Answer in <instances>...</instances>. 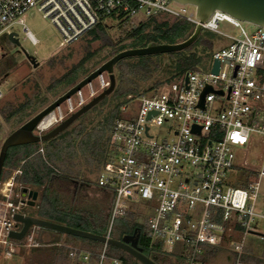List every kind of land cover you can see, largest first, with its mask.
Segmentation results:
<instances>
[{
  "label": "built area",
  "instance_id": "1",
  "mask_svg": "<svg viewBox=\"0 0 264 264\" xmlns=\"http://www.w3.org/2000/svg\"><path fill=\"white\" fill-rule=\"evenodd\" d=\"M171 2L178 4L172 0H0V35L15 34L11 26L21 25L26 39L36 45L22 18L33 10L56 28L60 47L78 41L101 20L120 13L198 23L195 11L185 8L188 5L178 4L177 9ZM223 22L240 28L239 36L222 34L218 28ZM241 22L215 10L202 24V31L231 41L212 54L209 68L202 71L199 65L157 91L138 95L135 112L113 122L110 144L115 158L104 164L95 179L98 186H108L114 194L106 237L116 217L141 204L151 214L139 224L166 251L186 246L189 264H198L195 259L203 246L224 241L232 264H247L242 260L246 236L257 232V222L263 221L264 226V215L256 211L257 197L261 192L264 195V28L251 24L256 30L248 34ZM215 60L219 63L216 74L212 73ZM99 83L104 89L108 77L101 75ZM207 87L211 91L204 93ZM202 94L203 108L199 107ZM2 97L0 87V101ZM80 100L78 106L83 105ZM253 136H260L263 145L257 167L236 153L249 146ZM20 173L13 172L0 188V249L6 257L17 253L20 246H39L38 227L30 228L21 244L8 236L21 227L13 219L25 206L21 191L14 190V178ZM62 247L73 263L120 264L107 255L106 244L98 254Z\"/></svg>",
  "mask_w": 264,
  "mask_h": 264
},
{
  "label": "trees",
  "instance_id": "2",
  "mask_svg": "<svg viewBox=\"0 0 264 264\" xmlns=\"http://www.w3.org/2000/svg\"><path fill=\"white\" fill-rule=\"evenodd\" d=\"M109 19L114 20L115 28L123 32V36L105 60L122 50L144 47L149 43L182 42L193 33L195 27L191 22L178 18L149 17L134 22L132 17L120 13L112 15ZM106 20H101L83 37L88 38V42L101 40L108 28ZM210 48L211 42L199 35L194 43L181 51L121 59L114 65L116 84L110 94V98L117 102L97 125L87 130L84 125L76 124L48 141L9 147L4 158L0 182L20 170L21 173L14 178V190L20 192L25 188L37 192L34 206H22L24 210L20 212L105 236L110 224L113 190L108 186H98L95 180L86 179L78 169L80 162H84L91 169L96 168L98 173L104 164L112 161L115 151L110 144V129L116 119H122V110L129 101L140 94L157 91L160 86L196 69ZM96 53L97 51L86 53L52 82L48 87L49 91L59 87H71L86 76L89 70H86L85 65ZM163 59L169 62L162 64ZM153 71L164 74L163 79H158L141 89V83L148 81ZM34 99L27 98L17 106H3L0 108V117L8 124H15L17 128L45 104L43 99ZM105 99L106 97L98 104L104 103ZM94 108L95 106L91 109ZM89 193L90 199L87 195ZM137 216L138 209H131L116 217L110 227L109 237L121 240L126 235L136 234L138 249L156 264H189L186 246H178L172 252L166 251L160 240L151 239L147 227L137 222ZM39 231L48 233L49 241L43 242L37 237L38 247L20 248L18 254L20 253L23 264H65V255L62 252L64 249L58 246L60 242L95 254L102 250L103 244L99 242L44 228H39ZM11 241L21 244L17 240ZM252 247L253 244H246L242 260L247 264H264V243L257 255L252 251ZM221 249H227L224 241L218 246H203L202 254L195 260L198 264H206ZM106 253L116 258L120 264H139L118 248L107 246ZM94 259L92 256L91 260Z\"/></svg>",
  "mask_w": 264,
  "mask_h": 264
},
{
  "label": "rangeland",
  "instance_id": "3",
  "mask_svg": "<svg viewBox=\"0 0 264 264\" xmlns=\"http://www.w3.org/2000/svg\"><path fill=\"white\" fill-rule=\"evenodd\" d=\"M170 6L177 9L180 7L173 2L170 3ZM185 8L188 12L194 10L190 5ZM22 18L27 29L36 38L37 44L32 45L29 40L26 39L22 30L23 26L21 25H13L10 28V30L17 35L18 44H12L5 33L0 35V54L4 55L3 61L0 62V69L6 71L5 76H0V87L3 92V97L0 101V108L6 105L17 106L27 98L34 97L35 99L38 98V100H45V104L38 108L37 112H39L70 88L59 87L53 91H49L48 87L55 79L59 78L71 66L76 64L86 53L97 51L96 55L85 65L86 70H89V74L106 61L105 58L108 57L111 49L118 44L120 37L123 36V32H120L115 28L114 20L107 19L106 23L108 24V28L106 34L102 36L101 40L88 42V38L83 37L70 45L60 47L58 44L61 38L58 31L49 20L42 18L41 13L33 10L22 16ZM141 19V15H137L133 18L134 22H138ZM241 26L248 34L256 30L255 26L246 22H241ZM218 29L222 34L229 37H237L240 34V28L227 22L220 23ZM200 36L211 42V48L209 52H207V55L204 54L199 66L202 71H206L209 68L208 66L211 62L212 54L221 46L227 45L231 40L229 37L215 35L205 31L201 32ZM125 42L127 41H124V43ZM27 56H33L35 61L38 62V66L33 67L27 60ZM168 62L169 60L163 59L162 64H167ZM84 77L85 76L82 78ZM103 77L105 78L107 75L104 73ZM163 77L164 74L162 75L160 72L153 71L151 78L145 83H141L140 88H146L153 84L154 81L163 79ZM161 87L162 86L159 88ZM102 90L99 78L94 79L90 85L81 89L80 94L73 95L69 101L62 103L58 109L51 113L54 117L53 123L45 130L54 127L60 120L67 118L72 112L80 108V106H78L81 101L80 98L82 99L83 104H85ZM110 97L111 95H108L104 103L96 104L94 109L86 111L74 121L71 126L82 124L87 130H89L91 127L97 125V123L102 120L117 102ZM138 103L139 98L137 96L131 99L124 110H122L121 118H129V116L135 112ZM29 111H31V109H29ZM28 119L29 118H27L26 121ZM15 129V124H8L0 117V146L6 136ZM43 132L45 131H34L35 134H42ZM236 153L237 158L240 160L243 158L248 165L253 167L259 166L261 164V159L263 158L262 138L260 136H253L252 143L249 146L238 148ZM78 169L82 171L86 179L92 181L96 179L98 171L96 168L91 169L87 167L84 162H80ZM11 175L12 173L10 176ZM2 182H0V188H2ZM87 195H89L88 199H90L91 194L89 193ZM15 200L16 199L13 198V202L17 201ZM138 205L139 207L137 209L139 210L140 215L137 217V222L143 223L145 217L151 214V210L145 207L142 208L141 204ZM21 210H24V207L19 209V213H21ZM256 211L257 213L264 215L263 192L257 197ZM255 228L258 233L264 234L263 221L257 222ZM32 231H34V229H32ZM263 243L264 240L258 236L251 234L246 236V244H253L254 247H252V251H254L256 255L260 252ZM20 248L22 247L20 246L18 249ZM18 252L10 257H6L5 252L1 250L0 264H23L21 255L20 253L18 254ZM206 264H232V255L227 249H221L216 255L211 257Z\"/></svg>",
  "mask_w": 264,
  "mask_h": 264
},
{
  "label": "water",
  "instance_id": "4",
  "mask_svg": "<svg viewBox=\"0 0 264 264\" xmlns=\"http://www.w3.org/2000/svg\"><path fill=\"white\" fill-rule=\"evenodd\" d=\"M181 5H190L194 8L195 17L198 23L195 25L193 33L184 41L176 44H147L144 47L130 48L122 50L111 58L103 62L96 69L91 71L84 78L79 80L76 84L71 86L68 90L58 96L55 100L41 109L39 112L34 114L31 118L21 124L18 128L9 133L3 140L0 146V175L3 167L4 158L9 147L19 146L30 143H38L48 141L55 138L60 133L65 131L71 124L76 121L80 116H82L86 111L94 107L105 97L110 95L114 90L116 79L114 75V65L121 59L145 55H156L164 54L170 52L181 51L189 47L192 43L196 41L198 36L202 31V24L206 19L215 11L224 12L231 17L250 24H255L262 26L264 28V0H172ZM8 40L12 44H18V39L15 38V34H9ZM27 60L33 67L38 66V62L35 61L33 56H27ZM219 63L217 60L214 61L212 68V73L216 74L218 71ZM106 74L108 77V85L99 94L93 96L88 102L81 105L76 111L72 112L67 118L60 120L54 127L43 130L42 134H35V130H39V125L42 120L53 113L54 110L58 109L60 105L66 101H69L71 97L81 89L96 79L101 75ZM211 89L207 87L204 91L210 92ZM221 92H219L220 94ZM203 96H201V101L199 107L203 108ZM41 131V130H39ZM193 131L199 132V128L194 127ZM22 196L25 197V205L33 207L37 199V192L31 191L23 188L21 190ZM13 219L21 225L18 231H10L9 238L13 240L20 241L24 238L27 231L32 227L44 228L48 230H53L60 232L62 234H68L101 244H106L107 246H112L118 248L119 250L125 252L130 257L133 258L139 264H156L148 256L144 255L137 247V235H126L121 240H117L111 237L100 236L90 232L81 231L74 229L65 225L53 223L46 221L34 216L15 213ZM249 234L264 238V235L255 231H250Z\"/></svg>",
  "mask_w": 264,
  "mask_h": 264
},
{
  "label": "crops",
  "instance_id": "5",
  "mask_svg": "<svg viewBox=\"0 0 264 264\" xmlns=\"http://www.w3.org/2000/svg\"><path fill=\"white\" fill-rule=\"evenodd\" d=\"M40 237V239L43 241V242H48L49 241V234L48 233H45V232H38V238ZM60 244V245H59ZM58 246L63 248L64 250L62 251L63 254L65 255V264H80V263H73L71 262L68 257H67V254H66V250L64 247L62 246H71V245H67V244H64L63 242H60L58 243ZM74 247V246H72ZM76 247V246H75ZM78 248V247H76Z\"/></svg>",
  "mask_w": 264,
  "mask_h": 264
},
{
  "label": "bare ground",
  "instance_id": "6",
  "mask_svg": "<svg viewBox=\"0 0 264 264\" xmlns=\"http://www.w3.org/2000/svg\"><path fill=\"white\" fill-rule=\"evenodd\" d=\"M54 117L52 114L46 116L39 125V130L43 131L47 129L53 123Z\"/></svg>",
  "mask_w": 264,
  "mask_h": 264
},
{
  "label": "flooded vegetation",
  "instance_id": "7",
  "mask_svg": "<svg viewBox=\"0 0 264 264\" xmlns=\"http://www.w3.org/2000/svg\"><path fill=\"white\" fill-rule=\"evenodd\" d=\"M4 55L0 54V62L3 61ZM5 76L6 75V71L3 69H0V76Z\"/></svg>",
  "mask_w": 264,
  "mask_h": 264
}]
</instances>
